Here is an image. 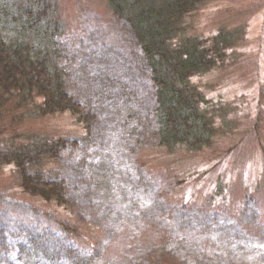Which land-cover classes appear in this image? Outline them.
<instances>
[{
	"label": "rangeland",
	"instance_id": "1",
	"mask_svg": "<svg viewBox=\"0 0 264 264\" xmlns=\"http://www.w3.org/2000/svg\"><path fill=\"white\" fill-rule=\"evenodd\" d=\"M54 6L46 29L61 34L49 43L94 120L84 133L67 113L15 122L0 109L6 135L77 141L45 167L67 185L62 207L18 193L0 162V264H264V0H207L188 20L194 36L235 38L193 78L220 131L188 153L155 147L150 72L105 1ZM58 221L76 225L75 237Z\"/></svg>",
	"mask_w": 264,
	"mask_h": 264
},
{
	"label": "trees",
	"instance_id": "2",
	"mask_svg": "<svg viewBox=\"0 0 264 264\" xmlns=\"http://www.w3.org/2000/svg\"><path fill=\"white\" fill-rule=\"evenodd\" d=\"M104 1L113 22L133 38L150 72L158 117L155 147L187 153L211 148L220 130H216L212 109L193 78L224 60L235 42L232 33L221 30L207 38L188 33L189 18L207 0ZM54 2L0 0V23L5 25V30H0V109L7 107L5 111L10 110L15 122L67 113L88 133L94 115L69 95L66 71L58 67V51L49 43L52 36L61 34L57 29L48 34L46 29L56 11ZM69 143L41 134L6 135V128L0 125V162L15 175L18 193L62 207L68 202L67 185L48 176L45 167L56 161ZM57 223L61 233L75 237L76 225Z\"/></svg>",
	"mask_w": 264,
	"mask_h": 264
}]
</instances>
